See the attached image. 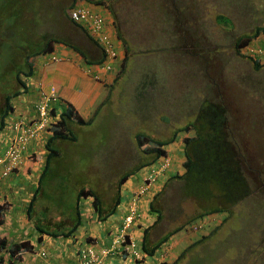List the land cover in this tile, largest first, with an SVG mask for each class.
Instances as JSON below:
<instances>
[{
  "label": "rangeland",
  "instance_id": "rangeland-1",
  "mask_svg": "<svg viewBox=\"0 0 264 264\" xmlns=\"http://www.w3.org/2000/svg\"><path fill=\"white\" fill-rule=\"evenodd\" d=\"M71 2L10 0L7 8L0 6L5 12L0 14V24L18 32H25L27 24L30 36L37 29L84 46L79 40L84 33L66 16ZM106 2L126 42L128 60L123 71L116 67L115 81L102 98L104 103L97 106L100 110L95 122L73 124L75 140L54 144L61 154L50 160L36 209L44 215L46 212L50 219L74 218L76 193L81 186L97 191L109 205L120 175L145 157L134 142L137 132L167 139L173 129L195 121V110L203 100L217 102L227 109L230 135L239 148L252 193L231 207L230 213L217 211L196 218L205 203L200 206L188 197L189 188L181 180L169 181L154 200V208L162 214L158 235L182 224H195L197 219L201 231L185 233L215 234L201 246L185 250L175 264H264V67L254 70L252 62L234 49L238 34L264 26V0ZM10 6L11 11H7ZM218 14L226 16L233 26L218 22ZM17 41L24 46L23 41ZM151 96L158 100L160 110L151 106ZM184 135L179 133V140L169 145L170 173L181 169L176 148ZM144 168L133 175L143 174ZM134 179L131 175L128 184ZM87 201L81 202V216ZM212 203L208 201L209 206ZM123 205L124 198L118 208L126 209ZM215 219H220V224L213 222ZM177 250L181 253L183 248Z\"/></svg>",
  "mask_w": 264,
  "mask_h": 264
},
{
  "label": "trees",
  "instance_id": "trees-1",
  "mask_svg": "<svg viewBox=\"0 0 264 264\" xmlns=\"http://www.w3.org/2000/svg\"><path fill=\"white\" fill-rule=\"evenodd\" d=\"M95 3L103 4V1L96 0ZM8 4H10V0H1L0 6L6 5L3 7L7 8ZM11 9L12 6L7 11H11ZM3 13L5 14L1 9L0 14L3 15ZM16 18L17 16H15ZM19 18L22 20L25 16L23 15ZM217 20L230 25V28L233 26L232 22L223 15H218ZM69 21L71 20L69 19ZM75 26L81 29L79 25L75 24ZM32 28L36 29L34 25ZM24 29L25 32H18L11 27H3L0 24V59L1 57L3 58V60H0V130L5 126L6 118L13 111L12 99L28 89L27 80L31 78L34 72L35 59L53 52L55 44L58 43H62L80 53L84 58L86 57L85 51L68 40L59 38L50 32L37 31V29L35 35L33 36L32 34L30 36L26 33L27 24L24 25ZM262 33L264 34V26H257L252 33L238 35L234 41L235 51L238 52L241 46L252 43V40ZM118 37L126 47V42L123 40L120 32L118 33ZM17 40L23 41L24 46L19 45V41ZM245 57L252 62L254 70H260L264 67V62H261L259 59L249 56ZM102 60L103 57L101 56L96 62L101 63ZM126 61L127 59L125 58L121 63L120 71L123 70ZM97 109L98 111L95 110L89 118L84 119L72 107L66 108L59 113L58 118L49 129L51 133L44 143V148L47 151L44 165L26 207L28 220L33 222L38 232L39 240H41L42 234H47L49 237L54 238L57 236H71L81 223V211L79 209L81 198H91V207L94 213L97 214L98 220H106L108 216L115 212V207L119 203L118 193L120 192V187L127 178L140 168L151 165L166 157L167 151L165 146L175 140L176 133L170 136L169 139H158L141 131L136 133L134 141L137 149L149 157L144 158L140 163H137L120 175L117 181V197L114 198V205L107 209L98 192L90 187L81 186L76 193L75 216L74 218H69L72 221L68 225L61 226L62 220L54 222L55 220L49 219L46 212L45 215L39 210L36 212L37 202L43 191L42 182L50 168L51 158H58L61 154L54 144L58 140H75V134L71 130L73 124L91 125L96 119L100 107H97ZM182 130L184 132L193 131V135L183 138L184 161H182V166L184 170L181 173L171 174L167 183L173 180H181L183 186L189 188V191L186 192L188 197L197 200L200 206L205 203V206L200 208L201 211L196 215V218H202L207 213H215L217 211L230 213L231 207L249 198L252 188L246 176V170H244L245 166H243L239 148L234 142V136L232 138L230 135L228 112L225 105L207 100L202 101L197 110L195 121L183 127ZM208 201H214V203L209 206ZM150 208L154 210V202H150ZM3 211L4 208L0 205V225L3 223ZM158 213V218L161 219L162 215L160 211ZM41 219L43 220L42 223L39 222ZM150 227L145 228L143 231L142 248L147 255H152L175 231L185 228V224L178 226L174 231L161 235L149 247L145 241ZM213 234L215 232L209 234H205V232L201 233L196 241L184 249L180 254L181 257L184 255L185 250H189L190 247L192 249L199 245L201 246L204 244L202 241H206ZM1 249H6L13 256L21 250L32 249V244L29 239H24L20 242L14 241L8 244L6 237L0 235ZM1 260L2 256L0 255ZM175 263L176 261L173 264Z\"/></svg>",
  "mask_w": 264,
  "mask_h": 264
},
{
  "label": "crops",
  "instance_id": "crops-1",
  "mask_svg": "<svg viewBox=\"0 0 264 264\" xmlns=\"http://www.w3.org/2000/svg\"><path fill=\"white\" fill-rule=\"evenodd\" d=\"M255 29V28H254ZM253 31V30H252ZM249 33V32H248ZM83 45H78L86 53L84 58L80 53L70 47L58 43L55 44L53 53L61 57L60 60H51L44 57H39L34 61V72L27 80L28 89L24 93L12 99L13 111L10 118H22L29 120L35 115V104L41 98V91H47L50 87H55L56 99L50 102L51 117L58 118L59 113L66 108L72 107L73 110L83 118H87L95 110V108L103 102L109 88L113 85L110 74L97 72L100 74V80L95 79L96 60L101 57L100 49L91 39L82 37ZM264 42V35L259 34L256 43ZM92 47V48H91ZM47 56V55H46ZM91 68L92 71H88ZM103 98V99H102ZM97 119V116H96ZM95 122V121H94ZM78 125V124H77ZM46 132L45 138L50 134ZM1 135V132H0ZM44 135V134H43ZM45 138H41L37 143L31 142L30 151L36 153L35 161L26 160L18 171L12 173L0 187L2 196L7 200L5 203L6 210L4 212V222L0 226L1 236H5L7 242H14L20 239H29L33 247L38 250L46 248L48 257L45 264H80L79 257L76 253L82 239L87 236L95 238L99 245H107L112 241L114 235L118 232V225L121 218L127 212L126 209H119L118 206L115 212L107 218L106 222H99L94 213H89V206L84 207L87 213L83 212V221L80 229L69 237H49L43 234L41 241L38 240V232L35 229L33 222L27 219L26 205L32 194L33 184L42 170V156ZM3 147V143L0 144ZM179 148H176V154ZM179 153V152H178ZM179 155V154H177ZM34 158V157H33ZM172 167V166H171ZM170 167V170H171ZM181 172V171H180ZM166 176V175H165ZM139 179L131 180L132 183L125 184V188L121 190L124 195V205H127L129 191L135 188ZM122 198V197H121ZM120 205V204H119ZM144 218L140 220L141 225H135L130 231L131 236L137 242V248L142 247L143 229L150 227L146 236V245L151 246L156 239L166 232L158 235L161 222L154 223L153 216L147 209L146 204L141 206ZM38 211V210H37ZM36 211V212H37ZM65 217V216H64ZM62 220L61 226H66L70 223V219H57V222ZM39 222H43L41 219ZM104 223V224H103ZM153 227V228H152ZM193 234V233H192ZM199 236V235H198ZM198 236L185 233L184 231L174 232L168 240L157 249L152 255H149L145 260V264L155 263L163 260L166 264H171L180 254L177 249L187 248L191 243L198 239ZM2 260L0 264H37L39 256L36 253L22 252L18 259L9 258L7 253L0 252ZM104 264H140L127 254L115 253L104 257ZM141 264H144L141 262Z\"/></svg>",
  "mask_w": 264,
  "mask_h": 264
},
{
  "label": "clouds",
  "instance_id": "clouds-1",
  "mask_svg": "<svg viewBox=\"0 0 264 264\" xmlns=\"http://www.w3.org/2000/svg\"><path fill=\"white\" fill-rule=\"evenodd\" d=\"M95 1L96 0H89V1H87V0H72V2H71V4H70V6L69 7H67V9H66V16H67V19H68V22L70 23V24H72V25H74L75 26V24H77V25H79L80 27H81V29L80 28H78L77 26V28L78 29H80L83 33H84V36H85V34H86V37L87 38H89V39H91L93 42H95L96 43V45H97V47L100 49V52H101V56L103 57V60H102V62L105 60V53L103 52V50H102V48H101V46L98 44V42H97V40L94 38V37H92L85 29H84V27L82 26V25H80L79 23H77V22H75V21H73L71 18H70V16H69V11H70V9L74 6V5H76L77 3H82V4H84V5H87V6H89V7H92V8H94V9H97V10H99V11H102L104 14H106L109 18H111L112 19V21H113V23H114V38H115V41L117 42V48H118V50H119V58L115 61V63H114V66H113V70L112 71H103V70H101V72H104V73H107V74H110L112 77H114V79L112 80V83L115 81V76L117 75H115L114 74V72L117 70V68H119L120 66H121V63L123 62V60L126 58L127 60H128V53L126 52V47H125V45L123 46V41L118 37V33L120 32V31H118V29H117V20H116V17L114 16V14H112L111 13V11L108 9V7H106L107 5V2H106V0H102L103 1V4H97V3H95ZM73 4V5H72ZM218 15H223V14H218ZM217 15V16H218ZM217 16H216V19H217ZM224 16V15H223ZM226 17V16H225ZM69 19L72 21H69ZM218 22H220V23H222V24H224L226 27H228V28H230V25H228V24H225V23H223V22H221V21H218ZM231 22V21H230ZM73 23H75V24H73ZM233 24V23H232ZM254 31V30H253ZM253 31H251V32H249V33H252ZM52 33V32H51ZM249 34L248 32H242V33H240V34H238V35H241V34ZM53 34V33H52ZM55 35V34H54ZM237 35V36H238ZM264 35V34H263ZM57 36V35H56ZM236 36V37H237ZM259 36V35H258ZM258 36L254 39V40H252V43H249V44H257L256 43V41H257V38H258ZM58 37V36H57ZM235 37V38H236ZM125 41V40H124ZM71 42V41H70ZM73 43V42H72ZM260 43H262V44H264V42H260ZM74 44V43H73ZM248 45V44H247ZM78 46V45H77ZM243 46H245V45H243ZM243 46H241V47H243ZM241 47L239 48V51L237 52L240 56H242V57H245V56H249V55H246V54H243L241 51H240V49H241ZM104 54V56H103V54ZM47 55V56H46ZM46 55H43V56H41V57H44V58H46V59H48L49 57H51V55H55L53 52H51V53H48V54H46ZM56 56V55H55ZM57 58L59 57V56H56ZM249 57H251V58H253L252 56H249ZM245 58H247V57H245ZM60 59H61V57H60ZM59 59V60H60ZM255 59H257V58H255ZM261 62H264V58H262V59H259ZM53 61H55V60H53ZM101 62V63H102ZM127 62V61H126ZM101 63H94L93 65H99V64H101ZM117 67V68H116ZM120 69H121V67H120ZM120 69H119V72H121V71H123V70H121L120 71ZM88 71H92V69L91 68H89L88 69ZM98 70H96V68H95V75H98L99 76V80L101 79L100 78V74L97 72ZM118 76H119V74H118ZM168 78V77H167ZM95 79H97L96 77H95ZM145 87H146V85H145V83H143V85H142V87H141V89L143 90V93H144V90H145ZM161 94V93H160ZM144 95H145V93H144ZM161 96L163 97V95L161 94ZM152 98H153V101H152V104H151V106L153 107V108H157V109H159L160 110V107H158V105H160L159 104V102H158V100L156 99V97H153V96H151ZM164 98V97H163ZM54 99H56V90H55V96L53 97V98H51L50 100H49V103H48V124H47V126H46V128L45 129H43L42 131H40L39 132V134H38V136L34 139V140H32L31 142H34V143H37L39 140L41 141V138H45V135H46V132L47 133H49L48 131H50L49 129H50V127H52V124L56 121V118H52L51 117V113H50V102L52 101V100H54ZM41 100V98L36 102V104H35V107H34V109H35V115L31 118V119H29V120H26V119H22V118H17V116H15L13 119H11L10 118V115H11V113L8 115V117L6 118V120H5V126L0 130V132H1V135H0V144L1 143H3V147L1 148L0 147V157H2L3 155H4V153H5V151H6V148H7V142H8V138L9 137H11L12 135H14V133H15V131H14V129H13V124L15 123V122H17V121H19V120H23V121H26V122H32V121H34L37 117H38V113H37V110H36V105H37V103L39 102ZM149 104H150V101H149V99H147L146 100ZM203 101H205V100H203ZM208 101V100H207ZM210 102V101H209ZM101 104V103H100ZM13 105V104H12ZM154 106H157V107H154ZM199 108V107H198ZM197 110L198 109H196L195 111L197 112ZM91 116V115H90ZM90 116H88V118L90 117ZM196 116V115H195ZM97 117H98V115H97ZM195 118V117H194ZM84 119H87V118H84ZM96 120V119H95ZM94 120V121H95ZM188 122H190V121H188ZM187 122V123H188ZM186 123V124H187ZM186 124L184 125V126H182V128L183 127H185L186 126ZM188 125V124H187ZM182 128H177L178 129V132H177V129H173L174 130V133H176V135H175V140L174 141H172V142H170V143H168L166 146H165V149H166V151H167V156L166 157H164V158H162V159H160V160H158V161H156V162H154L153 164H151V165H148V166H144L145 168L144 169H142L144 172H143V174H141V173H139L138 175H133L132 174V176H134L136 179H139V181H138V184H136L135 185V188L133 189V190H130L129 191V198L127 199L128 200V202H127V205H126V213L124 214V217H122L121 219V222H120V224L118 225V232L114 235V237L112 238V241L109 243V244H107L106 246L105 245H102V246H100V247H98V245H99V242L95 239V238H92L90 235L89 236H87V237H84L83 239H82V243H80V246L78 247V249H77V251H76V253H77V255H78V257H79V263L80 264H83L84 263V257H83V255L84 254H86V253H88V251L89 250H92L93 251V256L95 257V258H99V259H101L102 260V264H104V257H106V256H108V255H110V254H115V253H122L123 255L124 254H127V255H129L131 258H133L137 263H140L141 264V262H143L144 264H145V260L148 258V256L149 255H147L146 254V252L143 250V248L142 247H140V248H137V242H136V240L135 239H133V237L131 236V234H130V231L131 230H133V228L135 227V225H141V223H140V220H142L143 218H144V216H143V212H142V210H141V206L143 205V204H146V206H147V209H149V212H150V214L153 216L152 218L155 220L154 221V223H158L161 219H159L158 217H159V211L156 209V208H154V210H152L151 208H150V202H155L154 200H155V198L157 197V195H158V193H160L161 191H162V189H164V187H165V185H166V183H167V180L169 179V176L171 175V174H173V173H177V172H173V173H170V167H171V165H170V161L169 160H171V154H170V152H169V145L170 144H173V143H175L176 141H178L179 139H178V134L179 133H183L184 131L182 130ZM51 133V132H50ZM138 133V132H137ZM173 133V134H174ZM44 134V135H43ZM184 137L185 136H190V135H193V131L192 130H189V131H186V132H184ZM50 135V134H49ZM48 135V136H49ZM47 136V137H48ZM170 136H172V134L170 135ZM46 137V138H47ZM183 137V138H184ZM45 138V139H46ZM183 138H182V142H181V145H182V147H181V145L178 147L179 148V151H177V154H179L178 156L181 158V160L182 161H184V154H183V150H184V145H183ZM167 139H169V138H167ZM31 142H30V144H29V146H28V149H27V151H26V153H24V155H23V158H22V160L20 161V163L6 176V177H3L1 180H0V187H1V184L12 174V173H14V172H16V171H18L19 170V168L26 162V160H31V158H32V161H35V156H36V153H33L32 154V152L30 151V145H31ZM46 142V141H45ZM44 142V143H45ZM135 142V141H134ZM43 147H44V144H43ZM140 152H141V150H139ZM46 149L44 148V151L42 152L43 153V155H44V159H43V161L41 162L42 163V167H43V165H44V161H45V157H46ZM179 152V153H178ZM144 155H145V157H143V159L144 158H148L149 156H147L145 153H143ZM34 157V158H33ZM142 159V160H143ZM182 161H181V163H182ZM141 162V161H140ZM140 162H137V163H140ZM136 163V164H137ZM135 164V165H136ZM134 165V166H135ZM0 169H1V166H0ZM141 169V168H140ZM182 170H184V168H183V166H181V169L180 170H178V173H181L182 172ZM181 171V172H180ZM39 174H40V172H39ZM39 174H38V176H39ZM167 176V178H166V176ZM131 176V175H130ZM130 176L127 178V180L121 185V187H120V192L118 193V198H119V203L116 205V207H115V210H116V208L119 206V204L121 203V199L124 197V195L122 196V194H121V190H122V188L124 189L125 188V184H127L128 183V180H130ZM153 177V180L151 179ZM164 178H166V180H164V182H163V179ZM37 179H38V177L36 178V180H35V183L33 184V190H32V192L34 191V188L36 187V181H37ZM116 186H117V181H116ZM116 190H117V188H116ZM123 191V190H122ZM97 192V191H96ZM32 195V194H31ZM117 197V192L115 193V195H114V197H112L111 199H112V201L110 200V204L109 205H107V204H105L104 202H103V204L106 206V208L108 209V208H111L113 205H114V198H116ZM122 197V198H121ZM30 198H31V196H30ZM30 198H29V200H30ZM83 199H89L90 201H87V203L84 205V207H87V206H89V208H90V214L91 213H94V211H93V209H92V207H91V198H81L80 199V205H81V202H82V200ZM6 199L2 196V193H1V190H0V205L4 208V211H3V222H4V212H5V210H6V206H5V203H6ZM26 207H27V205H26ZM38 209H36V211H37ZM40 210V209H39ZM80 211H81V209H80ZM84 213H87V211H85V208H84V211H83ZM219 213H222L221 211H219ZM113 214V213H112ZM111 214V215H112ZM131 214H133V220L126 226V218L128 217V216H130ZM160 214H161V211H160ZM211 214H214V213H211ZM26 215H27V208H26ZM94 215L97 217V214H95L94 213ZM110 215V216H111ZM162 215V214H161ZM49 216V215H48ZM110 216H108V217H110ZM211 216V215H210ZM107 217V218H108ZM107 218H106V220H103V221H99L98 220V218H97V220L99 221V222H106L107 221ZM27 219H28V215H27ZM49 219H50V217H49ZM55 221L54 222H57V218H53ZM59 219V218H58ZM60 219H69V218H66V217H64V216H62ZM83 215L81 216V222L83 221ZM157 219H159V220H157ZM157 220V221H156ZM217 220V224L219 223V220L218 219H215L213 222H215ZM221 222H222V220H221ZM193 222H191L190 224H187V225H185V228H183V229H181V230H183V231H189V230H191V231H195V232H199V231H201L200 229L202 228L201 227V223L200 224H197V222L195 221V224L193 223ZM3 224V223H2ZM1 224V225H2ZM104 224V223H103ZM220 224V223H219ZM0 225V226H1ZM81 226V223H80V225H79V227ZM78 227V228H79ZM149 227V226H148ZM147 227V228H148ZM178 227V226H177ZM177 227H175L173 230H170V231H167L166 233H168V232H171V231H174L175 229H177ZM76 229L75 230V232L77 231V230H81V229ZM153 228V227H152ZM145 229V228H144ZM144 229L142 230V231H144ZM151 231V230H150ZM178 231V230H177ZM74 232V233H75ZM176 232V231H175ZM1 235V234H0ZM196 236H198L199 234H195ZM43 236V234L41 235V237ZM71 236H73V234L71 235ZM5 237V236H4ZM39 237V236H38ZM199 237V236H198ZM26 239V238H25ZM42 239V238H41ZM21 240H24V239H20V240H16V241H18V242H20ZM38 240H39V238H38ZM41 240H39V242H40ZM133 241V242H132ZM155 242L157 241V239H156V236H155V240H154ZM154 242V243H155ZM12 242H10V243H8V244H11ZM31 243V242H30ZM131 243H133V245L130 247V245H131ZM192 244V243H191ZM42 249H45V251H46V253H47V255L45 256V258H42L40 255H39V252H40V250L41 249H38V250H36L34 247H33V244H32V249H29V250H21V251H19V252H16L15 253V255H13V256H11L9 253H8V251L6 250V249H1L0 250V252H5V253H7V255L9 256V258H15V259H18V256H19V254L20 253H22V252H31V253H36L37 254V256H39V261H38V263L37 264H45V261H46V259H47V257H48V251H47V249L44 247V248H42ZM186 249V248H185ZM184 251V250H183ZM182 251V252H183ZM134 252H137L138 254H139V257H137V256H135L134 255ZM181 252V253H182ZM180 253V254H181ZM178 255V257L174 260V261H172L171 262V264L172 263H174L175 261H176V263H178V261H179V258L181 257V255ZM1 256H2V254H0ZM87 256V255H86ZM88 257V256H87ZM3 258V257H2ZM164 260V259H163ZM163 260H161V261H159V263L158 264H166V262L165 261H163ZM151 264H155V263H151Z\"/></svg>",
  "mask_w": 264,
  "mask_h": 264
},
{
  "label": "built area",
  "instance_id": "built-area-1",
  "mask_svg": "<svg viewBox=\"0 0 264 264\" xmlns=\"http://www.w3.org/2000/svg\"><path fill=\"white\" fill-rule=\"evenodd\" d=\"M70 18L79 23L84 29L94 37L105 53V60L96 65V70L112 71L115 61L119 58L117 42L114 38V23L102 11L77 3L69 11ZM243 54L253 58H264V44H248L241 47ZM51 60H59L60 57L51 55ZM98 79L99 76L95 75ZM55 96V87H50L47 91H41V100L36 105L38 117L32 122L19 120L13 124L14 135L8 138L7 148L2 157H0V180L6 177L22 160L28 146L34 140L40 131L46 128L48 124V103ZM153 180V177L151 178ZM133 214L126 218V226L133 220ZM133 242V241H132ZM133 245L131 243L130 247ZM39 255L45 258L47 255L45 249H41ZM88 257H87V256ZM134 255L139 257L137 252ZM83 264H102V260L93 256V251L83 255Z\"/></svg>",
  "mask_w": 264,
  "mask_h": 264
}]
</instances>
